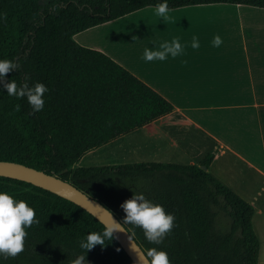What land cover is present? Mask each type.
<instances>
[{
  "label": "trees",
  "instance_id": "obj_1",
  "mask_svg": "<svg viewBox=\"0 0 264 264\" xmlns=\"http://www.w3.org/2000/svg\"><path fill=\"white\" fill-rule=\"evenodd\" d=\"M161 0H0V59L19 67L6 74L18 84L44 83L45 105L34 112L26 98L0 86V161L56 175L99 201L146 253L157 248L171 264H259L254 207L199 165L134 162L79 165L88 153L174 111V105L107 54L78 44L74 36ZM264 8V0H168L170 10L203 4ZM21 106L15 111V105ZM205 167V169L203 168ZM0 191L35 209L24 250L0 254V264H71L84 254L80 240L105 225L75 203L32 184L0 177ZM134 192L174 214L161 244L122 220L120 205ZM87 253L89 264H135L115 238ZM119 249V251H117Z\"/></svg>",
  "mask_w": 264,
  "mask_h": 264
},
{
  "label": "crops",
  "instance_id": "obj_2",
  "mask_svg": "<svg viewBox=\"0 0 264 264\" xmlns=\"http://www.w3.org/2000/svg\"><path fill=\"white\" fill-rule=\"evenodd\" d=\"M168 15L180 21L188 16H231L233 27L226 29L231 34L230 49L195 52L193 67L169 69L168 78L159 80L127 65L106 45L82 37L102 29L119 34L135 16L143 17L139 22L163 20L154 7L96 26L74 39L127 65L124 67L174 105L172 113L127 136L145 135L139 147H151L160 163L199 165L212 155L208 171L231 189L235 187L255 209L253 224L261 245L259 264H264V8L203 4L174 9ZM87 161L89 165L94 162Z\"/></svg>",
  "mask_w": 264,
  "mask_h": 264
},
{
  "label": "clouds",
  "instance_id": "obj_3",
  "mask_svg": "<svg viewBox=\"0 0 264 264\" xmlns=\"http://www.w3.org/2000/svg\"><path fill=\"white\" fill-rule=\"evenodd\" d=\"M157 16L163 20H169L171 11L168 0H161L153 6ZM3 14H0L2 17ZM222 43L220 35H215L212 41L213 46L219 47ZM200 42L197 36L192 37L191 47L199 48ZM185 45H182L178 37H173L170 41L165 40L157 48L145 47L142 58L145 61H164L169 56L175 58L184 52ZM19 64L11 59H0V86L6 89L9 96L26 98L32 106L34 112H39L44 108V94L49 91L42 82H35L31 86L24 82L18 84L15 80H6V74L13 72ZM21 106L15 105V111H20ZM120 207L125 216L123 222L143 229L144 237L147 241L161 244L164 237L171 232L174 227L175 216L166 212L162 205L147 199L142 192H134L130 199L125 200ZM110 211V210H109ZM111 213V211H110ZM112 214V213H111ZM35 209L24 200H17L8 192L0 191V254L5 258L15 257L24 250V240L27 236L26 229L39 221L35 218ZM113 223L105 226L103 232L93 231L80 240V248L85 250L84 254L78 255L71 264H89L87 260L88 251L96 245L105 247V241H112L114 233L125 232L121 221H117L112 214ZM136 252L140 264H171L168 253L157 248H149L145 253ZM119 251V249H117Z\"/></svg>",
  "mask_w": 264,
  "mask_h": 264
},
{
  "label": "rangeland",
  "instance_id": "obj_4",
  "mask_svg": "<svg viewBox=\"0 0 264 264\" xmlns=\"http://www.w3.org/2000/svg\"><path fill=\"white\" fill-rule=\"evenodd\" d=\"M135 17L137 19L134 18L135 21H131L133 23L129 22L130 24L126 28L120 29L121 32L119 34L102 29L95 30L87 35L84 34L82 37L89 38L88 42L90 43L106 45L127 65L137 69L138 72L149 77L153 76L159 80L163 79L162 77L168 78L169 69L180 67L183 69L186 66L189 68L193 67L195 65V52L199 54L201 51L230 49L231 44L228 39L231 34L226 32V29L233 27V22L229 19L231 16L227 18L225 16L197 17L194 19L188 16L187 19L181 21L171 17L169 20H153L149 18V20L140 22L138 20L143 17ZM217 34L222 38V43L219 47H215L212 44L213 38ZM194 35L198 37L200 42L199 48L195 49L191 47ZM173 37H178L181 44L185 45L182 55L175 58L169 56L164 61H145L142 58L145 47L157 48L161 42L170 41ZM127 65L124 64V66ZM130 70L132 69L130 68ZM144 139H146V136L138 133L123 137L110 145L89 153L88 159L81 165L90 167L134 162H157L152 155L151 147L146 148L144 144L139 147L140 140L143 141ZM89 159L94 161L91 165L87 163ZM234 190L241 195L235 187Z\"/></svg>",
  "mask_w": 264,
  "mask_h": 264
},
{
  "label": "water",
  "instance_id": "obj_5",
  "mask_svg": "<svg viewBox=\"0 0 264 264\" xmlns=\"http://www.w3.org/2000/svg\"><path fill=\"white\" fill-rule=\"evenodd\" d=\"M203 168L205 169V167ZM0 177L23 181L67 199L88 211L105 226L111 225L114 222L112 219L113 213L111 212V214L104 205H102L99 201L89 197L74 184L56 175L48 174L45 171L38 170L21 163L0 161ZM113 216L117 221H120L114 214ZM123 227L125 232L118 231L113 235L122 245L127 254L131 257L134 263L140 264L137 254L132 249V247L136 248L139 252H145L135 241L126 227L124 225Z\"/></svg>",
  "mask_w": 264,
  "mask_h": 264
}]
</instances>
